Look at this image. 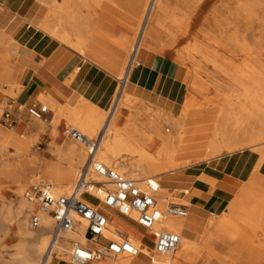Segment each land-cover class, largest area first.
I'll use <instances>...</instances> for the list:
<instances>
[{"label": "bare ground", "instance_id": "1", "mask_svg": "<svg viewBox=\"0 0 264 264\" xmlns=\"http://www.w3.org/2000/svg\"><path fill=\"white\" fill-rule=\"evenodd\" d=\"M63 1L69 7L70 2L72 3L74 1L78 5L82 0ZM176 2H178L180 8L178 6L172 8L169 0L91 1V7L93 8L109 9L114 7L117 10L123 11L125 16L130 17L135 24L137 23L138 37L134 44L131 45L129 51L130 58L126 66L127 72L136 63V59L139 58L138 56L142 51L146 53L155 50L153 49L155 46L156 50L164 52L166 48H173L181 40L187 38L194 26L197 14L203 10L209 0H176ZM41 5L47 11V14L39 28L61 45L73 48L74 51L76 50L78 52V48L72 41V33L65 28L67 21L64 9L66 7L63 9L64 6H58L57 1L51 4ZM215 12V10L212 11L214 14ZM242 15L251 17L253 16V11L244 5H239L236 9L235 16L236 18H241ZM22 22L24 21L22 20ZM166 23H171V26H169L172 28L167 27ZM214 27L218 29V36H213L210 31L203 33L199 30L192 43H188L189 45H186L182 50H177L174 54L175 62L181 66H185L186 64L195 65L194 61L199 57L201 61L211 65L213 69L221 73L234 87L235 93L233 94L232 100H223L213 106V108L218 109L219 120L214 129L213 137L207 150L208 153H206V155L208 154L210 156V159L205 161L206 163L210 162L213 160L211 156L218 151L221 149L231 150L234 142L241 141L243 144L239 145L242 148L237 152L246 150L256 153L259 155L258 164H262L264 160V65H260L254 61L253 56L249 60L243 61L240 65L234 64L229 59L220 57L217 54V49H224L228 52L235 50L234 53L246 55L252 53V48L242 40L236 30L232 34L226 35L224 29H221L219 20L214 22ZM199 33L204 38L203 42L196 39ZM161 36L168 39V43L165 44ZM223 37L225 38L224 41L222 40ZM15 43L0 32V67H12L10 57H12V54H14L17 48ZM10 44L12 45L11 48L9 47ZM193 77L195 79L196 72L193 73ZM123 79L125 77L120 80ZM189 86L192 92H201L200 87L196 83L193 82ZM124 88L122 86L118 89L113 105L108 112L100 111L94 105H79L82 101L81 99H78L79 101L77 100V102L79 103H76L74 106H69L73 110L71 112L72 119L70 120L72 125H74L73 131L88 140H91L88 137H94L97 140V146L93 151V161L90 163L88 150L77 141L69 138L74 144L83 147L85 152L82 148H78L74 144H71L69 147H64L61 144L57 149L59 156L66 158L65 164L72 171L73 178L68 182L49 181L53 185L55 195H69L76 183L82 181L85 184V188L80 191L79 199L93 208H97L106 190L111 189L106 179L98 176L94 172L93 166L97 164H102L107 169L111 167L112 170L124 175L130 180H148L154 183L156 181L159 182L161 176H166L176 171L174 168L178 165L175 162V158L178 153L179 141L177 131L170 133L166 127V124L169 122H167L168 120L164 113L157 111L154 116H150L149 112L151 113V111L148 108L144 110L146 122L140 125L138 123L139 114L134 110L139 101L129 96ZM12 89H19L18 82L11 84L10 90ZM49 98L45 97L43 100ZM202 110L197 107L193 99L186 98L177 122L186 119L190 112ZM75 111H81L83 113L82 120L79 121L73 115ZM123 112H128L129 115L122 122ZM237 115H240L241 118L234 121ZM162 124L165 125L164 133L161 132L162 130L160 128H155L156 136L148 132L145 133L141 128L142 126L156 127ZM168 125L172 127L173 123H169ZM257 126L259 129L255 130ZM33 127L34 129L27 128L31 131L35 130L39 134L45 133V127L40 121H36ZM153 149L155 151L151 154L150 151ZM22 159H30L31 163L34 164L39 158L32 152L25 155H18L16 151L11 152L8 146L0 144V160L2 163V169L0 171V233L3 234L5 240L10 234L16 241L26 244L24 246L20 245L17 252L12 256V259L6 264H60L61 260H68L66 256L68 248L74 244L83 245L86 243L82 236V227H77L75 232L65 234L63 236L64 239L57 242L51 250V253L48 254L51 245V220L46 215L39 213L41 219L40 228L34 232L29 229L28 213L31 215L35 212L36 205L25 199V192L21 188L22 182L17 179L13 180L8 170L12 162H20ZM184 168L186 167H182L181 169ZM256 170L257 167H255ZM142 176L145 178L141 179ZM202 178L204 177L202 176ZM8 181L12 183L10 186L7 183ZM248 182L250 181L248 180ZM12 186L16 189L17 198L20 199L18 204L7 201L5 196V189H9ZM170 195L172 194L165 188L162 186L159 187L157 197L161 208L170 204L166 198ZM174 200L179 202L177 204L183 205L182 200ZM108 217L109 222L106 238L109 241L115 242L126 238L136 246L138 254L134 257L122 256L115 261H108L110 263L105 264H187L194 262L207 264L209 262V258L203 255V251L201 252L200 249H195L197 241L189 235L191 229L187 225L189 220H187L188 215L185 219L168 218L161 226H156L152 232H146L136 228L135 224L134 226L128 220L115 216L111 212H108ZM131 218L134 219V217ZM230 224L231 222L223 216L222 218H209L205 224L198 223L197 226H202L201 233L209 234L206 240L209 247L214 246L217 235L223 236L226 231L235 230L236 234L231 241L248 240L243 231H240L238 228H232ZM162 230L173 232L180 236V242L172 253L155 254L142 241L147 237L149 239L151 234ZM53 254H56V257ZM58 258L59 261L57 260ZM95 263L97 262L91 264ZM68 264L70 263L68 262Z\"/></svg>", "mask_w": 264, "mask_h": 264}, {"label": "crops", "instance_id": "2", "mask_svg": "<svg viewBox=\"0 0 264 264\" xmlns=\"http://www.w3.org/2000/svg\"><path fill=\"white\" fill-rule=\"evenodd\" d=\"M45 16L46 10L36 0H0V32L16 42L17 47L12 54L15 69L9 71L0 67V80L19 84L17 98L11 102V106L15 105V108L9 111L16 119L14 131L10 135L0 133V140L8 142L18 154L25 155L31 150L25 135L29 133L27 127L34 129L35 123L28 120L31 118L25 110L39 105L38 97H50L52 108H55V104L62 107L74 106L79 103L77 100L81 99L100 111L108 112L118 89L124 86L125 92L139 101V106L160 111L173 118L179 115L188 95L191 77L175 60L142 51L138 56V64L133 65L126 73L123 82L110 74L121 75L130 39V31L122 28L119 24L122 20L118 17L114 20L115 17L110 14L108 16L100 14L94 21L90 38L92 46H88L83 53L90 59L97 58L99 66L45 34L39 28ZM90 47L94 50H89ZM198 112H194L195 115L186 120L185 125L190 127L185 128L182 133L181 145L178 146L175 158L176 163L190 164L191 167L162 177L160 186L171 194L180 193V198L189 204L186 210L187 220L190 216L187 225L191 229L189 234L191 238L201 226L197 224L209 218L224 216L231 222L227 212L238 218L241 224L237 228L243 231L248 239L255 231L261 232L264 236V160L262 164H258V154L243 151L203 165H196L205 156L208 134L205 125H199L207 116ZM52 118L53 113L49 110L48 120L43 122L49 127L46 133L48 146L52 142L59 144L61 140L59 133L49 126ZM23 163L12 162L11 166ZM27 164H31L30 159ZM16 170L9 169L13 180L17 179L20 182L27 180L29 175L20 176ZM63 174L62 182H68L73 178V173L66 164ZM202 176L204 178L201 179ZM248 188H252L256 196L262 199V205L253 203L250 196L252 193ZM242 191V196L235 201ZM112 214L117 216L115 213ZM232 245L234 242L227 243V246ZM262 246L264 247L263 243ZM240 259L241 257L237 260L238 263ZM261 264H264V258Z\"/></svg>", "mask_w": 264, "mask_h": 264}, {"label": "rangeland", "instance_id": "3", "mask_svg": "<svg viewBox=\"0 0 264 264\" xmlns=\"http://www.w3.org/2000/svg\"><path fill=\"white\" fill-rule=\"evenodd\" d=\"M40 4H51L54 1H57L58 6H64V13H65V18L67 21V25L65 26L66 30L72 33V41L78 48V53L81 54L85 59H89L92 62L96 63L97 65L100 66V63L97 62V58L91 57L90 59L86 54H84V50L87 49L88 46L90 45L91 42V32L93 29V24L95 19L98 17V15H105L108 16V14L112 15L114 20H117L116 17H118L122 22L124 23H119L122 28H127L128 31H130V39L128 42V46L126 49V54H125V61H124V67H123V72L121 73L120 76H117L113 73H110L113 75L115 78L118 80L122 79L125 77L127 73L126 66L128 64V60L130 58V48L131 45L134 44V42L137 40L138 37V29L136 27V24L131 20L130 17L125 16L123 11L117 10L114 7H111L107 10L102 9V8H93L91 7V1L92 0H82L81 3H78V5L75 4L74 1L72 3L70 2L69 7H67L66 4H64L63 0H36ZM174 3V4H173ZM62 4V5H61ZM169 4L171 5L172 8L177 7L180 8V5L176 0H169ZM173 5V6H172ZM239 5H244L248 7L249 9H252L253 11V16L251 17H245L242 15L241 18H236L235 12L236 9ZM213 8V9H212ZM204 10V11H203ZM201 10L197 16L196 20L194 22V26L191 30V33L187 38H184L173 48H166V51L164 52H159V50H156V47L154 46L152 51H149L151 53L159 54V55H164L166 56L169 60L174 61V54L177 50H182L183 48L186 47V45H189L188 43H192L195 39V35L197 34V31L201 30V32H211L213 36H218L219 32L216 27H214V22L216 20L220 21L221 29H224V33L226 35L232 34L235 30L238 32V35L241 36L242 40L246 42L249 46L252 48V53L251 54H240V53H234L235 50H232V52H228L224 49H217V54H219L220 57L229 59L231 60L234 64L240 65L243 61L249 60V58L253 56L254 61H256L260 65H264V0H209V2L206 3L205 7ZM215 10V14L212 13V11ZM210 11V12H209ZM75 13V17H74ZM47 14V11H46ZM70 15V16H69ZM215 15V16H214ZM69 21V22H68ZM118 23V22H117ZM171 23H166V26L169 28ZM170 25V26H169ZM210 26V27H209ZM215 29V30H214ZM263 30V31H262ZM214 31V32H213ZM137 33V34H136ZM162 41L168 43V39L163 38ZM135 38V39H134ZM134 39V41H133ZM165 39V40H164ZM198 41L203 42L204 38L199 33V36L196 37ZM223 41L225 38L223 37ZM73 49V48H71ZM74 50V49H73ZM89 50H94L92 47L89 48ZM76 51V50H75ZM234 53V54H233ZM99 57V56H98ZM10 64L12 67H3V70H9L12 71L15 68L13 67V59L10 57ZM12 60V61H11ZM262 60V61H261ZM198 61V62H197ZM202 62V63H201ZM195 65L191 64H186L185 66H182L185 68V70L190 74V85L194 82L196 83L197 86L200 87L201 92L200 93H194L190 90H188V95L187 99L191 98L194 100L195 104L197 105L198 108L203 109L202 111H199L200 115L207 116V118L204 120V122L200 123L199 125L203 126L205 125V128L208 129V134L206 135L207 142L205 143V156L201 160L197 162V165L201 164H206L205 160L210 159V156L208 154L206 155L207 150L210 145V141L213 137V132L216 127V124L219 120L218 117V109L213 108L216 103H220L223 100H232L233 99V94L235 93L234 87L231 85V83L219 72H217L213 67L203 61L200 60L199 57L196 58L194 61ZM126 64V65H125ZM138 64V59H136V63ZM197 70V71H196ZM196 72V77L194 79L193 73ZM199 73V74H198ZM214 73V74H212ZM121 77V78H120ZM13 82H8L7 80H0V133L2 134L3 132L7 134H11L14 129L15 125L11 126L8 128L2 123V114L6 110L12 111L15 108V105L11 106V102L15 101L17 98V90H10L11 84ZM222 83V84H221ZM229 83V84H228ZM228 87H227V86ZM218 88V89H217ZM226 89V90H225ZM224 90V91H223ZM10 91V92H9ZM7 92V93H5ZM10 96H9V95ZM223 95V96H222ZM15 96V98H14ZM4 98V99H3ZM206 98V99H205ZM216 100V101H215ZM52 99H45L43 100L42 97H38V102L44 106H46L52 113H53V118L49 124L59 135L61 136V140L59 144H56L55 142H52L51 145L48 146V137L46 136L47 129L49 128L46 124L42 125L45 127V133H38L35 130L31 131L28 130L27 128V133L25 135V138L31 145V150L28 153H34L38 156V161L34 164H27V159H22L24 162L23 165L19 166H10L9 169H17V173L20 174V176L23 175H29L27 180L22 181L21 188L23 189V192L27 190L29 186H31L34 183L40 182V181H45L50 184L49 181L53 182H62L63 179V171L65 169V161L66 158H61L58 153V148L61 146V144L64 147H69L71 144H74L73 141L69 140V137L67 136V131L68 130H73L74 125L70 122L71 118V112L73 111L72 108H69V106H60L59 104H55V108H52ZM82 104H88L85 101H81L79 105ZM137 104L134 108L136 112L139 114V120L138 123L144 124L146 122L145 120V111L147 108L146 107H140ZM183 107V106H182ZM150 116H154L157 111H153L151 108H148ZM151 109V110H150ZM24 110V109H23ZM74 116L77 117V119L80 121L83 119V113L81 111H75L73 113ZM129 115L128 112H123L122 114V122L126 119V117ZM195 115L194 112H190L186 119L183 121L177 122L178 118L180 117L179 115L175 116V118L171 116H166L167 122L173 123V126L170 127L168 124H166V127L170 131V133H173L177 131V134L179 135V141H178V146L180 144V137H182L181 133H183L184 128H189L190 125H187L185 127L186 120L192 116ZM199 115V114H197ZM241 116L237 115L234 119V121L240 119ZM31 121V123H36V120L33 119H28ZM185 122V123H184ZM182 125H181V124ZM80 124V123H79ZM66 126V128H65ZM182 127V128H181ZM200 127V126H199ZM142 131H145V133H150L151 135L156 136V129L160 128L164 133V128L165 125H160L156 127H148V126H142ZM156 128V129H155ZM9 129V130H7ZM149 129V130H148ZM259 127L257 126L255 130H258ZM69 132V131H68ZM32 133L31 135H29ZM64 134V136H63ZM91 140H95L94 137H88ZM2 140V141H1ZM0 144H4L8 146L9 150L11 152H14L10 144L8 142H5V140L1 139ZM239 144H243L241 141L234 142L232 145L231 150H224L221 149L218 151L216 154H214L212 157L213 160L219 159L221 157H228L234 154H238L240 152H237L239 149L242 147ZM53 145V146H52ZM78 148H82L85 152V149L81 147L80 145L74 144ZM53 147V149H52ZM52 149V150H51ZM154 149L150 151V153H154ZM246 151V150H245ZM18 154V152H16ZM27 153V154H28ZM20 155V154H18ZM211 160V161H213ZM202 161V162H201ZM204 161V162H203ZM27 164V165H26ZM178 166V167H177ZM174 170L178 171V169H181L182 167H191L189 164H178ZM112 169L111 167H109ZM2 169V163L0 160V171ZM174 171V172H176ZM172 172V173H174ZM171 174V173H170ZM161 176L160 181L163 179ZM145 177L142 176L141 179H144ZM159 181V182H160ZM9 186L12 184L11 181L7 182ZM29 184V185H28ZM8 187V186H5ZM53 188V185H52ZM250 192L252 193L250 196L252 197L253 203L257 205H262V199L259 196H256V193L252 191V188H248ZM15 188L12 186L9 189H5V196L7 198V201L13 203V204H18L20 199L17 198V194L15 192ZM111 190V189H109ZM54 192V191H53ZM243 191L239 196H237L234 200H238L240 196H242ZM180 193H173L172 195L166 197L168 199V202L172 204H177L179 203L178 201H175L174 199H180ZM255 197H257L255 200ZM259 198V199H258ZM255 200V201H254ZM174 202V203H173ZM183 205L181 206H186L188 207V203L183 199L182 200ZM185 204V205H184ZM180 205V204H177ZM228 218L231 219V226L232 228H237L240 226V221L238 220L237 217H233L232 214L227 212ZM30 213H28V219H29ZM231 216V217H230ZM190 219V216H189ZM208 220V219H207ZM206 220V221H207ZM202 222V223H206ZM130 222V221H129ZM130 224L134 225V223L130 222ZM220 224V223H219ZM135 226V225H134ZM137 227V226H135ZM138 228V227H137ZM30 229V228H29ZM31 231H35L30 229ZM202 231V226H200L199 230H197L195 236L193 239L196 242V250H201L203 255L207 256L209 258V262L207 264H261L263 263V258H264V253L263 249L264 247L262 246V243L264 244L263 238L264 236L262 235L261 232L255 231L252 232V236L246 240H235L231 241V239L234 238L236 232L234 231H226L225 235L220 236L217 235L216 241L214 243V246L209 247L207 245V238L209 234L201 233ZM0 264H6L8 261L12 259V256L17 252L18 248L20 245L24 246L26 245L23 242L16 241L11 237V235H8V238L5 240L4 236L2 233H0ZM211 235V233H210ZM263 237V238H262ZM143 243H146V245L152 249V238L150 237L148 239L144 238ZM149 242V243H148ZM229 242H234V245L232 246H227V243ZM148 243V244H147ZM223 245L222 247L220 246ZM56 257V254L54 255ZM240 259L239 263L237 260ZM59 261V258L57 259ZM65 262V263H64ZM68 260H61L60 264H68ZM105 264V263H110L107 260L97 262L95 264ZM187 264H202L201 262L197 263H187Z\"/></svg>", "mask_w": 264, "mask_h": 264}, {"label": "built area", "instance_id": "4", "mask_svg": "<svg viewBox=\"0 0 264 264\" xmlns=\"http://www.w3.org/2000/svg\"><path fill=\"white\" fill-rule=\"evenodd\" d=\"M25 112L33 120L42 122L48 120L49 109L42 104L31 106ZM15 121V117L8 110L3 112L2 123L5 126L10 128ZM67 136L88 150L92 163L97 140H88L73 130H70ZM93 170L98 176L104 177L111 186V190H106L97 208L79 199L80 191L85 188L82 181L77 182L67 196L55 195L52 185L43 181L32 184L25 191V199L36 205V210L28 221L29 228L32 230L40 228L39 213L51 220V245L48 254L57 242L64 239L65 234L75 232L77 227H82V236L86 243L74 244L68 248L66 256L70 264H91L104 260L115 261L122 256H136L138 249L126 238L118 242L106 238L108 212L115 213L146 232H152L168 218H187L188 212L185 206L170 203L163 208L160 207L157 197L159 182L130 180L112 169L105 168L102 164L93 166ZM151 238L152 250L155 254L172 253L180 242L179 235L165 230L151 234Z\"/></svg>", "mask_w": 264, "mask_h": 264}]
</instances>
